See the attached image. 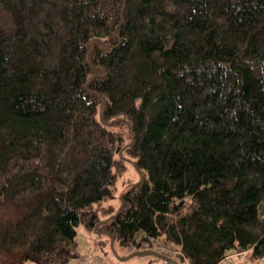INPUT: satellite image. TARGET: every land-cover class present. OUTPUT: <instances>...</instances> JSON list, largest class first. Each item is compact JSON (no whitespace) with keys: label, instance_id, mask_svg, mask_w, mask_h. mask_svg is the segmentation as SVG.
<instances>
[{"label":"trees","instance_id":"trees-1","mask_svg":"<svg viewBox=\"0 0 264 264\" xmlns=\"http://www.w3.org/2000/svg\"><path fill=\"white\" fill-rule=\"evenodd\" d=\"M79 227L264 257V0H0V264Z\"/></svg>","mask_w":264,"mask_h":264},{"label":"rangeland","instance_id":"rangeland-1","mask_svg":"<svg viewBox=\"0 0 264 264\" xmlns=\"http://www.w3.org/2000/svg\"><path fill=\"white\" fill-rule=\"evenodd\" d=\"M123 166L117 171L116 193L105 204L119 203V194L124 189L134 183L139 174L132 164V160L123 157ZM73 257L68 264H83L79 257L80 254H92L98 256L96 264H173L168 258H163L158 254L141 253L130 254L127 245H121L116 240L111 243L104 232L95 233L87 228L79 227L72 246ZM175 260V264H184L182 260ZM220 264H264V257L252 261L245 255V252H230Z\"/></svg>","mask_w":264,"mask_h":264},{"label":"built area","instance_id":"built-area-1","mask_svg":"<svg viewBox=\"0 0 264 264\" xmlns=\"http://www.w3.org/2000/svg\"><path fill=\"white\" fill-rule=\"evenodd\" d=\"M138 251H147V252H153L155 254H158L165 258L170 259H179L182 260L184 264H189L186 257L183 255L182 250L173 242L167 241L164 239L163 236H154V237H146L142 239L139 246L134 247L130 246L128 248L129 252H135ZM98 256L92 254H84L81 257V262L83 264H95V262H98Z\"/></svg>","mask_w":264,"mask_h":264},{"label":"water","instance_id":"water-1","mask_svg":"<svg viewBox=\"0 0 264 264\" xmlns=\"http://www.w3.org/2000/svg\"><path fill=\"white\" fill-rule=\"evenodd\" d=\"M173 261V260H172ZM173 264H175V262L173 261Z\"/></svg>","mask_w":264,"mask_h":264},{"label":"crops","instance_id":"crops-1","mask_svg":"<svg viewBox=\"0 0 264 264\" xmlns=\"http://www.w3.org/2000/svg\"><path fill=\"white\" fill-rule=\"evenodd\" d=\"M153 254V253H152Z\"/></svg>","mask_w":264,"mask_h":264}]
</instances>
